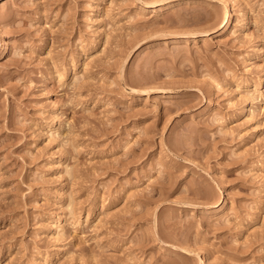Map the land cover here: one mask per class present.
Listing matches in <instances>:
<instances>
[{
  "label": "rangeland",
  "instance_id": "rangeland-1",
  "mask_svg": "<svg viewBox=\"0 0 264 264\" xmlns=\"http://www.w3.org/2000/svg\"><path fill=\"white\" fill-rule=\"evenodd\" d=\"M0 264H264V0L1 1Z\"/></svg>",
  "mask_w": 264,
  "mask_h": 264
},
{
  "label": "bare ground",
  "instance_id": "bare-ground-1",
  "mask_svg": "<svg viewBox=\"0 0 264 264\" xmlns=\"http://www.w3.org/2000/svg\"><path fill=\"white\" fill-rule=\"evenodd\" d=\"M1 1H4V0H0V2ZM224 6H225L226 14H225L224 19H223V28L220 30L219 35H223V34L229 32L231 30V22L233 21V15L230 12L227 1L224 2ZM6 50H7V48L4 47L2 54H5ZM224 204H225V202H222V204L220 206L221 209L224 208Z\"/></svg>",
  "mask_w": 264,
  "mask_h": 264
}]
</instances>
